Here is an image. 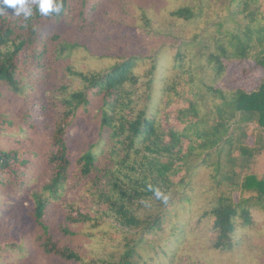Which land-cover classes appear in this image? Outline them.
I'll list each match as a JSON object with an SVG mask.
<instances>
[{"label":"trees","instance_id":"16d2710c","mask_svg":"<svg viewBox=\"0 0 264 264\" xmlns=\"http://www.w3.org/2000/svg\"><path fill=\"white\" fill-rule=\"evenodd\" d=\"M214 1V10L219 6L228 12L225 15L214 12L220 18L207 26L205 0H194L170 13L174 22L192 29L187 35L175 34L173 30L165 34L163 42L177 44L173 55L174 76L169 81L165 61L158 58L143 73L138 68L144 58L131 55L105 72H73L83 86L70 91L68 86L63 87L66 91L59 101L62 111L51 129L47 151L52 177L31 194L30 216L42 227L37 240L45 256L82 264H168L169 261L172 264L174 252L167 250L166 242L170 241L175 249L173 245L186 232L188 224H170L172 218L168 220L165 212L170 202L189 186V174L200 168H211L219 184L227 183L231 188L239 187L250 193L248 196H235L234 192L222 194L204 214L212 218L211 229L216 235L212 247L220 252L232 251L239 244L235 238L238 229L253 227L252 209L264 210V178L253 172L254 146L247 140L252 128L264 131V75L252 91L218 88L216 83L224 78L228 63L236 60L252 59L264 71V0ZM98 5L99 0H63L59 15L47 18L34 11L32 18L20 24L11 19L15 9L5 5L0 13V87L26 93L31 86L28 79L43 67L42 57L52 39L41 23H60L73 13L87 26L89 15ZM155 36L164 35L156 32ZM54 39L59 36L55 34ZM159 54L161 49L155 60ZM145 75L149 77L147 82L142 80ZM177 81L188 87L193 98L173 114L180 127L165 130L160 120L164 114L161 103L175 90ZM97 102L98 112L94 113ZM165 115L169 118L170 114ZM83 116H93L100 137L105 139L107 132V138L113 142L110 160L102 169L99 167L101 141L73 154L70 140L77 134ZM10 125H13L10 119L0 116V186H11L6 197L16 191L20 195L26 187L37 185L36 179L28 178L27 148H8L1 135ZM95 177L105 178L107 186H111L106 196L115 218L141 236L137 240L126 237L124 251L118 259L86 263L80 252L55 238L43 220L49 205L58 202L70 189L82 184L91 187ZM150 185L170 194L166 204L155 198ZM1 203L0 200V206ZM91 220L89 214L79 209L66 216L67 222L75 224ZM166 221L172 225L173 232L156 247L150 240L154 234H164ZM145 241L156 250L154 255L143 254ZM28 251L29 243L22 237L0 239V262L16 254L19 260H28ZM19 260L12 264H20Z\"/></svg>","mask_w":264,"mask_h":264},{"label":"rangeland","instance_id":"374dc122","mask_svg":"<svg viewBox=\"0 0 264 264\" xmlns=\"http://www.w3.org/2000/svg\"><path fill=\"white\" fill-rule=\"evenodd\" d=\"M193 2L194 0H99L97 9L89 15L87 26H83L81 18L73 13L60 23H41L49 30L52 39L48 42V52L42 57L43 67L36 69L39 71L28 79L31 86L26 93H16L0 87V116L13 122L1 135L8 148H27L29 153L25 156L30 164L28 178L37 180V185L26 187L20 195L16 191V194L9 197L6 195L11 186H0V239L16 236L29 243L28 260H19L16 254L0 264H12L16 260L20 264H82L45 256L40 241L37 240L43 232L42 227L36 225L30 216L33 210L32 192L41 188L52 177V170L47 163V151L50 149L51 129L62 111L59 101L66 91L63 87L68 86L70 91L83 86L73 72H105L111 65L131 55L144 58L138 68L143 73L148 72L158 58L165 61L168 65L165 74L169 81L174 76L173 55L177 51V44L163 42L165 34L173 30L175 34L187 35L192 29V26L184 28L183 23L174 22L170 13ZM205 2L209 18L205 26L220 18L214 12H222L224 15L228 12L221 10L219 6L214 10V0ZM262 10L264 12V7ZM11 19L18 24L24 20L15 13L11 15ZM134 29L138 31L133 32ZM156 32L164 36L156 37ZM55 34L59 39H54ZM160 49L162 54L155 60ZM263 75V68L254 60H236L228 63L224 78L216 86L252 91L259 86ZM148 79L147 75L142 78L145 82ZM207 83L210 84V81ZM174 86L175 90L161 103V113L164 114L160 120L165 130L172 126L180 127L173 114L193 98L188 87L179 81ZM98 104L99 102L96 103L94 113L98 112ZM165 114H170L169 118ZM31 122L36 127H32ZM77 131L70 140L73 154L101 141L103 151L99 155V167H106L110 160V146L113 145L107 138L108 133H105V139L100 137L99 125L95 124L93 116H83ZM247 143L254 146L252 150L256 163L253 172L259 178H264V131L252 128ZM213 175L211 168L191 172L187 177L189 186L168 205L165 214L168 215V220L172 218L170 224H188L186 232L173 245L176 250L171 247L170 241L166 242L167 250L174 252L172 264H264V210L259 208L251 211L255 222L253 227L238 229L235 237L239 242L237 247L229 252H220L212 247L216 237L211 229L212 218L204 217V214L222 194H250L239 187L231 188L227 183L219 184ZM96 177L91 187L82 184L70 189L58 202L49 205L43 220L55 238L80 252L86 263L118 259L124 251L126 237L137 240L141 236L135 230L124 227L115 218V211L110 209L106 196L111 186H107L105 178L99 180ZM241 180L240 178L239 181ZM102 191L105 193L100 196ZM75 209L89 214L92 220L83 224L67 222L66 216ZM170 224L165 222L167 229L163 235L154 234L150 240L154 246L158 247L160 242H164L172 234ZM64 229L74 234H67ZM148 244L151 243L145 241L142 244L145 245L143 254L154 255L156 250ZM168 264H171L170 261Z\"/></svg>","mask_w":264,"mask_h":264},{"label":"clouds","instance_id":"9594fccd","mask_svg":"<svg viewBox=\"0 0 264 264\" xmlns=\"http://www.w3.org/2000/svg\"><path fill=\"white\" fill-rule=\"evenodd\" d=\"M15 9L16 16H22L24 20L33 17L34 11L40 16L51 18L53 15H59L63 9V0H0V13H3L4 6ZM156 199L167 203L168 193L162 191L159 187L149 186Z\"/></svg>","mask_w":264,"mask_h":264}]
</instances>
